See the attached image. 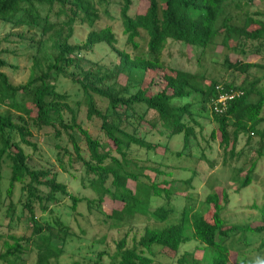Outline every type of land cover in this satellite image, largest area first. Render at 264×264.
I'll return each mask as SVG.
<instances>
[{
    "label": "trees",
    "instance_id": "trees-1",
    "mask_svg": "<svg viewBox=\"0 0 264 264\" xmlns=\"http://www.w3.org/2000/svg\"><path fill=\"white\" fill-rule=\"evenodd\" d=\"M112 1L0 0V23L9 27L7 36L28 39V46L35 49L30 75L19 85L12 84L3 71L7 62L0 49V106L6 108L0 112V182L3 167L9 170L4 217L7 224L13 222L17 209L13 192L19 185L21 214L17 219L27 222L26 237L0 232V264H27L23 256L29 252L34 254L33 264H59L64 248L53 244L54 234L63 243L69 227L56 220L54 232L37 214L64 197L69 199L74 218L81 214L83 201L87 212L95 208L102 215L97 222L106 230L130 227L144 218L143 232L133 246H128L124 233L111 250L98 249L92 264H157V257L177 264H230V255L240 254L239 248L229 245L231 239L238 235L246 245L247 234L264 231V209L260 224L228 222L223 217L230 196L227 188L207 192L195 207L188 203L192 196L186 194L190 178L175 187L170 171L137 159L131 152L133 147L168 152L166 144L146 140L141 131L158 130L168 137L182 134L187 146L195 134L189 121L197 122L191 103L178 105L176 99L199 94L210 102L216 84L242 91L225 111H212L210 136L218 139L223 157H238L236 146L243 134L257 135L263 147L264 86L259 82L264 78V64L252 56L264 57V11L253 12L241 0H139L143 6L129 14L132 0H121L119 15L125 43L132 50L129 53L115 49L117 39L111 27L94 28L101 14L109 13ZM75 24L91 27L80 43L70 41ZM169 40L184 43L188 50L223 47L227 51L221 65L237 76L231 81L210 78L203 82L201 74L172 67L161 58ZM100 44L116 50L117 62L111 67L96 63L84 68L79 55ZM231 54L236 55L234 61ZM240 55L246 60H240ZM61 77L77 86L80 100L57 89ZM83 107L87 120L100 121L101 138L84 127L80 118ZM30 123L38 129L50 128L55 139L67 144L56 143L57 153L64 149L62 156L69 167L79 163L91 175L87 185L95 193L93 199L72 194L57 173L29 164L23 146L37 149L38 142ZM77 136L88 155L83 154ZM67 165L60 161L63 171L68 170ZM255 166L256 161L246 170L238 168L230 179L231 184H238L235 193L251 184ZM176 194H184L186 203L180 210L169 203L152 207L153 199ZM192 240L199 244L178 257L181 246Z\"/></svg>",
    "mask_w": 264,
    "mask_h": 264
},
{
    "label": "rangeland",
    "instance_id": "rangeland-1",
    "mask_svg": "<svg viewBox=\"0 0 264 264\" xmlns=\"http://www.w3.org/2000/svg\"><path fill=\"white\" fill-rule=\"evenodd\" d=\"M243 1L249 3V8L253 12L258 10L264 11V1L262 0H241V2ZM120 5L121 0H113L109 6V13H102L94 28L111 27L117 39L114 44L115 49L132 53L131 48L126 45L125 36L122 33L119 15ZM140 6H143L142 2L132 0L129 14L134 13ZM51 16L57 17L54 14H51ZM90 30L91 27L87 24H75L74 33L70 41L72 43L84 41ZM8 31L9 27L0 23V49L4 51L1 56L7 62L3 71L7 74L12 84L19 85L26 82L30 75L31 57L35 49L32 46H28V39L22 40L17 36H7ZM5 37L6 40H4ZM143 42L144 40H140L141 44ZM115 49L105 44L97 45L91 51L83 52L79 55L81 64L84 68L93 66L96 63L111 67L117 62ZM226 51V49L218 45L205 51L197 47H191L188 50L184 43L169 40L162 52L161 58L172 67L201 74L204 78L203 82H206L210 78L224 82L231 81L234 76H237V73L233 74V71L221 65ZM262 53L264 55V52ZM229 56H231L232 61L236 58L235 54ZM239 59L245 61V55H240ZM252 59L264 64V57L262 56L260 58L252 56ZM251 71L252 73H256V70ZM261 72L262 70L260 72L257 70L258 75ZM237 81H240V79L238 78ZM259 84L264 86V78ZM56 85L60 92L68 94L72 100L81 99L77 86L67 78H59ZM176 100H178V105L187 102L191 103V114L197 122L195 124L194 121H189L195 132L189 144L187 146L183 145L182 134L168 137L166 134L160 135L158 130H152L151 132L141 131V135L145 136L146 140L149 139L152 142L166 144L168 152L159 150L158 153H152L133 147L131 155L137 159L158 164L164 171H170L172 176L169 179L174 180L173 186L175 187L179 186L183 180L190 178L191 184L188 186L186 194L192 196V199L191 197L188 199V203L194 204L195 207L199 205V202L207 192L218 189L221 186L227 188L230 196L228 202L224 205L223 217L228 222L233 223L249 222L252 225L260 224L262 221L261 209H264V143L263 147H261L257 135H240L236 146V151L239 152L238 157L235 155L232 159L224 158L218 139L210 136L211 130L214 128L211 104H209L211 101L207 102L199 94L188 99L179 98ZM5 110V107L0 106V112H4ZM262 114L264 115V108ZM80 118L84 127L89 130L93 137H102L100 121L96 118L87 120L85 118L84 107L80 111ZM30 130L38 138V142L37 149L23 146L25 152L30 156L29 164L33 168L47 169L57 173L58 179L67 185V189L72 194L93 199L95 193L87 185V177L91 175L86 174L79 163L75 164L74 167H69L66 159L62 156L64 149H61L59 154L57 153L56 143L65 146L67 144L64 141L55 139L53 131L50 128L38 129L33 123H30ZM77 140H79L83 154L88 155L82 138L77 136ZM60 161H63L67 165V171L62 170ZM254 161H256V166L251 184L235 193L234 189L238 187V184L236 182L231 184L230 179L235 176L238 168L241 167L246 170ZM2 174L4 177L0 182V202L2 203V208L0 209V232L26 237L27 222L23 218L17 219L21 214L19 185L16 186L13 192V200L17 203L13 222L7 224L8 220L4 217L5 204L7 203L4 193L7 177L9 176V170L5 166L2 169ZM245 174L243 171L241 176L244 177ZM81 177H84V179H81ZM214 180L215 182L212 183ZM183 195H172L168 199H153L152 207L169 203L176 210H180L186 203ZM84 202L79 206L81 214L77 215L76 218H74V214L69 208L70 202L67 197L62 198L57 203H48L50 209L37 214L42 223H47L53 227L54 232H57L56 220H60L63 225L69 227L63 243L54 234L53 244L64 248V253L60 256L59 264H72V262L78 260H80L78 264H92L98 249L104 247L111 250L114 247L115 241L122 237L124 233L128 234V246H133L135 243L134 239L137 241L143 232L145 225L144 218L135 220L130 227L124 226L118 229L106 230L103 224L97 222V218L101 219L102 215L95 208L91 210V213L87 212L83 204ZM101 237L103 244L100 242L102 240ZM245 240L247 242L246 245L238 235H235L231 241L229 240V245L240 249L239 255H230V264H256L258 261H264V231L247 234ZM198 244L197 241L192 240L182 245L178 257L184 251H193ZM23 257L27 261V264H33V253H26ZM157 258L159 260L157 264H177L176 260L170 261L160 257Z\"/></svg>",
    "mask_w": 264,
    "mask_h": 264
},
{
    "label": "built area",
    "instance_id": "built-area-1",
    "mask_svg": "<svg viewBox=\"0 0 264 264\" xmlns=\"http://www.w3.org/2000/svg\"><path fill=\"white\" fill-rule=\"evenodd\" d=\"M242 94L240 90H226L223 85H215V94L211 99V108L215 113H222L227 108L230 100Z\"/></svg>",
    "mask_w": 264,
    "mask_h": 264
},
{
    "label": "clouds",
    "instance_id": "clouds-1",
    "mask_svg": "<svg viewBox=\"0 0 264 264\" xmlns=\"http://www.w3.org/2000/svg\"><path fill=\"white\" fill-rule=\"evenodd\" d=\"M211 110H212V108H211Z\"/></svg>",
    "mask_w": 264,
    "mask_h": 264
}]
</instances>
